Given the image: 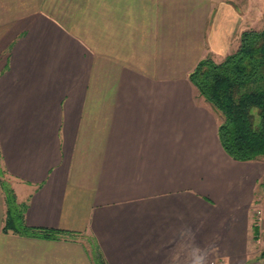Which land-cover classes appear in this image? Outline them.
Masks as SVG:
<instances>
[{
	"label": "crops",
	"instance_id": "crops-1",
	"mask_svg": "<svg viewBox=\"0 0 264 264\" xmlns=\"http://www.w3.org/2000/svg\"><path fill=\"white\" fill-rule=\"evenodd\" d=\"M263 4L0 0V171L28 226L76 234L3 232L0 175V264H187L264 238V160L226 153L190 80Z\"/></svg>",
	"mask_w": 264,
	"mask_h": 264
},
{
	"label": "trees",
	"instance_id": "trees-1",
	"mask_svg": "<svg viewBox=\"0 0 264 264\" xmlns=\"http://www.w3.org/2000/svg\"><path fill=\"white\" fill-rule=\"evenodd\" d=\"M190 80L219 117L218 136L226 153L238 161L264 160V26L261 30L243 31L238 49L222 62L211 57L203 59ZM3 172L1 169V176ZM2 184L7 204L3 232L45 239L76 235L28 226L26 206L17 203L14 190L6 181ZM256 228L258 234V225ZM261 258L264 259V250ZM97 264L106 263L98 257Z\"/></svg>",
	"mask_w": 264,
	"mask_h": 264
},
{
	"label": "rangeland",
	"instance_id": "rangeland-1",
	"mask_svg": "<svg viewBox=\"0 0 264 264\" xmlns=\"http://www.w3.org/2000/svg\"><path fill=\"white\" fill-rule=\"evenodd\" d=\"M262 8L264 9V4ZM256 20V28L261 30L264 22V13L257 16ZM5 177L6 176L3 175V181H6L10 185V187H12L11 182H8L7 180L9 178ZM250 216L251 224L252 222H254V220H256L262 226V228H264V212L262 210L255 206L251 210ZM252 235L253 234L251 232L249 237H251ZM244 244L245 251H229L227 247H218L219 245H212L210 251H193V261L188 262L187 264H195L197 259H199L200 257L204 258L203 264H264V259L261 258V253L264 249V238L259 239V241L257 242H254L252 238H249L248 242L245 241Z\"/></svg>",
	"mask_w": 264,
	"mask_h": 264
},
{
	"label": "clouds",
	"instance_id": "clouds-1",
	"mask_svg": "<svg viewBox=\"0 0 264 264\" xmlns=\"http://www.w3.org/2000/svg\"><path fill=\"white\" fill-rule=\"evenodd\" d=\"M203 257H200L199 259H197V261L195 262V264H203Z\"/></svg>",
	"mask_w": 264,
	"mask_h": 264
}]
</instances>
